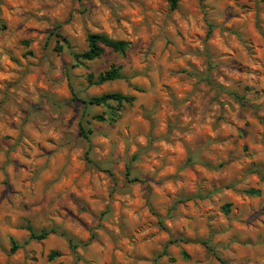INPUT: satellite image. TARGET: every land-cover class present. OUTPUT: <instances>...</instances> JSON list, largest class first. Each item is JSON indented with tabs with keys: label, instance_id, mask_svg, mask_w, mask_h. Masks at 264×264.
<instances>
[{
	"label": "rangeland",
	"instance_id": "obj_1",
	"mask_svg": "<svg viewBox=\"0 0 264 264\" xmlns=\"http://www.w3.org/2000/svg\"><path fill=\"white\" fill-rule=\"evenodd\" d=\"M169 1L0 0V264H264V0Z\"/></svg>",
	"mask_w": 264,
	"mask_h": 264
},
{
	"label": "trees",
	"instance_id": "obj_2",
	"mask_svg": "<svg viewBox=\"0 0 264 264\" xmlns=\"http://www.w3.org/2000/svg\"><path fill=\"white\" fill-rule=\"evenodd\" d=\"M177 0H170V8L173 9L175 7ZM86 42V48L83 52L73 54L74 60L77 61H84V62H90L93 60L98 59L104 52V49H108L113 53H117L121 56L124 55V53L129 49V43L126 41H120V40H112L107 38L106 36L102 34H87L85 37ZM119 67L117 66H111L106 71L102 73H98L96 76H93L91 74L86 75V80L89 84L92 85H101L106 82L119 80L120 74H119ZM201 81L205 82L207 85H212L210 82V79L208 75H204L201 77ZM230 96L232 99L240 105H244L245 101L242 97L237 96L236 94L230 93ZM134 101V97L128 96V95H122L120 93H107L103 94L97 97H91L89 98L85 103L87 105H93V106H104L108 102L116 103L117 105H129ZM94 119L96 121H104V118L102 116H95ZM79 132L83 135V138L85 140H88V130H84L82 127H79ZM249 196H258L259 192L257 190H249L246 192ZM228 205H225L224 210H227ZM25 230L29 233V238L33 240H43L47 233L42 231L38 235L34 234L30 227H25ZM15 245L11 242V247L9 248V252L12 253L15 250ZM163 254V253H161ZM54 256H56V253H50L48 255V259L51 260ZM183 258H186L184 254H182Z\"/></svg>",
	"mask_w": 264,
	"mask_h": 264
},
{
	"label": "clouds",
	"instance_id": "obj_3",
	"mask_svg": "<svg viewBox=\"0 0 264 264\" xmlns=\"http://www.w3.org/2000/svg\"><path fill=\"white\" fill-rule=\"evenodd\" d=\"M20 2H22V0H20ZM42 3H45V4H49V3H52V0H42ZM96 3L97 5L99 6L100 4V0H96ZM35 7L39 8L40 7V4L37 3L34 5ZM63 7V5H61V8ZM16 11L19 12L20 11V8L17 7L16 8ZM104 16L107 17L108 16V11L107 9H104ZM39 15H45V13L43 11L39 12ZM79 31V29H78ZM3 62L5 64L8 63V59H7V56H3ZM13 67H15L13 65ZM10 77L9 76H6L4 75L3 73H0V81H3L5 79H9ZM225 127H227L225 125ZM0 128H3V125L0 124ZM30 132H31V135L34 139V141L36 142H39V143H45L46 147L50 148V149H56L59 145V142L62 140V132L60 130H58V128L56 126H52V125H48L46 122L45 123H42L39 128H30ZM13 135H15V133H13ZM48 139H52V140H55L57 141L58 143L57 144H48L46 143V141ZM141 143H145V141L143 140V138H141ZM27 143V141H26ZM164 147L168 148L170 147L169 145H164ZM76 155H79V153H76ZM3 157L0 156V160H2ZM26 163H31L30 161H25ZM27 175V174H25ZM3 179V175L2 173H0V180ZM166 187L170 190V191H175L176 189L172 187L171 184H168L166 185ZM129 215H131V213H129ZM133 219H135V217H133Z\"/></svg>",
	"mask_w": 264,
	"mask_h": 264
}]
</instances>
